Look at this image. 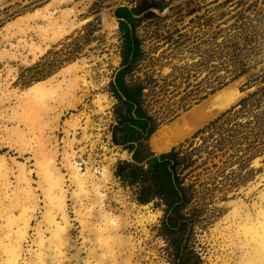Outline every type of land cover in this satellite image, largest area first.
<instances>
[{"label": "rangeland", "instance_id": "374dc122", "mask_svg": "<svg viewBox=\"0 0 264 264\" xmlns=\"http://www.w3.org/2000/svg\"><path fill=\"white\" fill-rule=\"evenodd\" d=\"M121 8L132 11L131 29L139 41L140 55L130 67L129 58L127 61L124 58V32L120 28L123 20L115 16V11ZM65 16L73 24L67 33L62 21ZM40 27L46 28L47 33L38 32ZM52 32L64 34L54 43L48 42L44 53L35 56L33 48L44 49L42 40ZM232 44L246 54L241 63L245 73L215 89L222 77L226 81L230 78L224 67L231 69V66L224 64L227 59L224 53L225 46ZM74 64L79 70L75 67L73 71ZM120 75L127 88L135 84L144 87L142 107L153 119L155 133L152 134L153 145L152 135L136 143L143 153L162 152L155 148L157 131L185 115L187 117L180 123L191 129L171 148L191 139L198 130L223 114H226L223 119L227 120V125L245 122L246 117L238 114L240 101L264 88V0H8L0 7V94L3 92L10 97L5 101L7 108L19 103L26 110L31 106L30 99L35 97H25L22 92L45 87L49 94L54 93L55 101L41 103L40 109L35 105V109L25 113L26 125L34 123V133L23 124L19 128L26 133V138H33V150L41 146L40 139L45 136L47 144L56 146V166L64 174V189L69 191L66 196L71 201L67 205L75 227L72 237L76 238L77 246H81L82 239L78 237L81 228L74 220L72 208L74 185L63 166L65 158L74 151L83 172L110 168L109 159L114 158L112 181L106 186L110 198L105 204L108 211L121 218L127 214L128 221L130 219L126 229L134 253L129 254L127 243L123 254L130 255L132 264H173L177 262V250L192 264H235L240 251L231 259L229 253L232 251L221 245H226L230 237L236 241L248 225L247 220H256L258 211H264V148L260 153H251L245 150V144L239 150L226 146L210 155L212 140L207 139L205 145L209 149L194 156L197 163L187 170L191 174L186 177L185 184L192 185L193 192L177 217L179 225L167 231L165 207L161 201L155 198L147 204L140 203L135 185L116 176L122 162H133L125 133L119 128L121 117L125 115L122 93L116 84ZM82 77L86 83L81 82ZM100 107H104V111L100 112ZM43 109L49 113H41ZM59 110L57 125L50 124ZM87 118L90 124L93 122L87 134L96 141L92 150L82 139ZM199 118L204 119L197 125L192 124ZM75 119L80 123L78 126ZM44 124L47 129L43 128ZM3 125L13 126L7 122ZM49 127L57 130L51 131ZM70 132L76 134L72 136ZM207 136L208 132L197 136L194 145L202 146ZM72 139L77 140L70 151L66 142ZM5 150L0 151V155L8 152ZM8 156L19 164L32 158L30 154L22 158L17 153ZM33 163V159L26 163L30 170L35 169ZM14 171L17 175L16 167ZM14 174L10 177L12 185L16 184ZM34 174L33 188L36 187L41 209L32 226L41 220V213L48 210L44 206L45 196L38 187L41 180ZM96 176L100 178L99 174ZM117 192L124 197L123 205L114 197ZM83 203L88 207L87 200ZM145 229L147 233L142 232ZM124 236L127 235L122 231V241Z\"/></svg>", "mask_w": 264, "mask_h": 264}, {"label": "bare ground", "instance_id": "6f19581e", "mask_svg": "<svg viewBox=\"0 0 264 264\" xmlns=\"http://www.w3.org/2000/svg\"><path fill=\"white\" fill-rule=\"evenodd\" d=\"M62 21L65 25L63 27V29L64 30L66 29V31H65L66 33L69 32V30L67 31V29H71L73 27V24L71 23L72 21L69 20L68 16H65L62 19ZM38 32L47 33V29L40 27ZM62 34H64V33H62ZM62 34L57 33V32H52L49 37L44 38V40H42L44 42L43 45L44 44L46 45V47L44 45V49L39 48V47H37V48L32 47L34 50V53L36 54V55L35 54L34 55L39 56V55L43 54L45 51V48H48L47 43L48 42L54 43L55 41H57L59 38L62 37ZM31 45H33V44H31ZM74 65H73L74 67L72 66L73 71H74V68L76 67V64H74ZM81 68L83 69V67H81ZM76 69H78V68L76 67ZM69 70L71 71V69H69ZM84 78L83 77L81 78V82L86 83ZM55 81L56 80H54V82ZM39 86H40V84H39ZM71 89H72V87H71ZM22 93H23V95H25V97L26 96L29 97V95H32L35 97V99L34 98L30 99L29 104L31 106L29 108L26 106L27 109L24 110V106L20 105L18 103V106L8 107V108H10L9 109L10 112H8L9 110L5 106V103H6L5 101L9 100L6 98L9 95L8 96L6 94L4 95L3 92L1 93L3 95L0 94V151L2 152L5 149L8 150V152L6 154L0 155V264H37V254H39V253L43 254L45 264H72L73 261H78L79 256H80V249L84 245L86 237L88 236V233L85 232V230H84L86 223L97 222V220L99 219V216H100V212L98 211V209L103 210V209H106V207H107L105 202L110 197H109V193H107L108 189L106 188V186H107V184H111V181H112L111 166L114 163V158L111 157L109 159L110 168H103L102 170H99V171H98V169L91 170V171L89 169H86V173L88 174L90 186L95 187L96 193H103L102 195H99V196L93 194L87 200L89 202V204L87 203L88 207H86V205H85L86 201L84 202L85 204L83 203L84 200L82 198H81V200L79 198L80 204L77 203L79 205V207H78V205H76V202L79 201L78 197L74 196L73 193H71L74 196L72 201L73 202L75 201L74 206L72 207L73 213L75 214L74 220L79 224V226L81 228L79 230V233H78L79 234L78 237H80L82 239L81 243H79V245H81V246H77L76 238L73 239V237H72V232L75 230V227H74V224H72L73 220L69 216V209H68V205H67V202L70 199L69 200L67 199L68 197L66 196V193L69 191L64 189V187H65V185H64L65 179L63 176L64 174L62 175L59 167L57 168V166H56V160H57V154H58L56 146L51 147L50 142H49V144H47L46 136L44 137L46 139H44L40 136L42 139V140L40 139L41 146L39 148H37V149L35 148V150H33L34 149L33 148V144H34L33 138L32 137H31V139H29L28 137L26 138V136H27V135H25L26 133L24 134L23 133L24 131L19 128V126L21 124H23V126L25 125L26 127L31 128V131L33 130V133H34V131L36 130V128L34 127V123H32V121L31 122L29 121L30 123H28L26 125V122L28 121V119L26 118L25 113L29 112L30 109H35V107H36L35 105H37L39 108V106H41V103L44 104L46 102L45 104H47V102L50 100L55 101V98L53 97L54 93H53V95L51 93L49 94L47 92V90L45 89V87H42L39 90H37V89H35V87H33V88L28 89L27 92H25V93L22 92ZM14 94L15 93H13V97L16 98L14 96ZM20 94L18 93V95H20ZM23 95H21V98H23ZM8 98H10V97H8ZM58 100H60V99H58ZM58 100H56V103H58ZM59 102H61V101H59ZM32 104H34V105H32ZM72 104L73 103H71V105ZM52 105H53V102H52ZM52 105L50 107L51 111L53 110L52 107L54 106V105L53 106ZM4 107H6V108H4ZM46 108H47V106H46ZM56 109H57V107H56ZM20 111H22V113ZM39 111L40 110H38V112ZM99 111L100 112L104 111V107H100ZM45 112L43 109V112H41V113H45ZM48 113L49 112L47 111V114ZM50 113H52V112H50ZM60 114H61L60 110L58 111V113L54 114L56 116L55 117L56 119H54V122H51L50 124L55 123L57 125V120H59L58 118H60ZM41 115L42 114H40L39 116H41ZM46 116L48 117V115H46ZM186 117L187 116L185 115L182 118L176 119L169 126H163L164 128L157 131L156 143H155L156 149H159L161 151L167 150V149L171 148L174 144H176L179 140H181L188 133V131L191 129L189 127V125H184V124L181 125V123H180V121L184 120ZM37 118H39V117H37ZM31 119L29 117V120H31ZM203 119L204 118H201V119L199 118L195 121V123H192V124L197 125ZM42 120H44V119H42ZM50 120H52V119H50ZM85 120H86V122H85L86 126L84 125L85 128H83L84 138H82V139H84L85 143H89V146L92 150L96 144V141H92V137H91L90 133H89V135L87 134V131H88L87 129H89L90 125L93 122L91 121L92 123L90 124V121L88 120V118ZM4 122L13 124V126L12 127L10 126V128H8L7 126L3 125ZM37 122H38V120H37ZM44 122L46 123V121H44ZM75 122H76L75 123L76 126H78L80 124V123L77 124L79 121H77L76 119H75ZM39 123H40V121H39ZM66 123H68V122H66ZM40 124H38V126ZM65 125L69 126V123L65 124ZM70 125H71V123H70ZM73 125H74V123L72 124V126ZM53 126H55V125H53ZM46 127H47V124H46ZM46 127L44 124L43 128H46ZM43 128L41 130H44ZM49 128H48V131L51 129V128L50 129ZM73 128H74V126H73ZM53 129L57 130L56 128H53ZM53 129H51V131H53ZM71 129H72V127H71ZM3 130H4V133H6L4 135H3ZM63 131H65V130H63ZM29 132H30V130H29ZM36 132H38V131H36ZM42 133L43 132H41L40 134H42ZM28 134L32 135V133H28ZM71 134H72V136H74L76 133L75 134L71 133ZM36 135H39V134H36ZM53 137H55V136H53ZM52 138H50V139H52ZM76 140H74V139H72L70 141L67 140L66 145L68 146L70 151H72L74 148V145H76ZM65 150H64V152H65ZM83 151H84V149L82 148L81 152H83ZM74 152H76V151H74ZM74 152H72L71 154L67 153V154H69V156L68 157L66 156L67 157V158H65L66 163L65 162L63 163L64 169L65 168L67 169V170L66 169L65 170L68 171V176L70 175L69 179L71 181V184H73V185H75L74 176L77 174L78 171H83V169L80 168L81 165L77 164V162H76L77 156H75L76 153H74ZM11 153L12 154L17 153L20 158H22L24 155L26 156V154H30V156L32 155V158H30V159H33V162H34L33 166L35 169L30 170V168L27 167L26 163H29V161H30L29 158L25 159L26 163H24V164L23 163L19 164L20 162L15 163V159L10 158L11 156L10 157L8 156L9 158H7L6 156L11 154ZM61 155L63 156V152L61 153ZM62 159H63V157H62ZM14 167H16L17 175L14 174V172H15ZM33 173H35L36 176L39 177L41 180V182H39L38 187L42 190L41 194H43L45 196L44 197V202L46 203L44 205L45 209L46 208L48 209L45 213H43V214L41 213V220H39L35 224V226H32V223H33V221H37L35 218V215L37 214V211H40L41 207L39 205L40 201H39V195H38V193H36L37 192V190L35 189L36 187L33 188V179H32ZM13 174L15 175L14 179L16 180L15 185H12V182L10 180V177L13 176ZM97 174L100 175V178L98 176H96ZM44 186H47V187L45 189H43ZM118 193L119 192H117L116 193L117 195L115 194L114 197L117 198L118 201L123 205L124 204V197L122 195H120V193L119 194ZM112 199H114V198H112ZM84 205H85V207H84ZM255 218H257V219L256 220L254 219V221L251 220V218L250 219L248 218L249 220H247L248 222L246 223V225L247 224L248 225L246 227H244L242 233L240 231L241 235H240V233H239L240 236H238L236 234V236H238V238H236L238 241L237 240L233 241V239L230 237L231 240L230 239H229V241L227 240L228 243H226V245H224V243L222 242L223 245H221V247L227 248L226 250L232 251L229 253L231 259H234V257H235L234 253H237V251H240V254H242L243 252H247V253L251 254V257L254 261V264H264V211H262V210L258 211V216H256ZM122 220H123L122 231L124 233H126V235H127V236H124L123 242L126 245H128L127 243H129V254L132 255L134 253V246H133V242L131 244L130 239H128L130 236H128L129 235L128 230L126 229L127 227H129L128 225H129L130 219L128 221L127 214H125V216H122ZM139 221H141V220H139ZM135 224H137V222ZM138 224H140V222ZM131 227H132V225H131ZM142 229H144V227ZM145 230H142V232L144 231L147 233V230L146 231ZM30 231H33L32 235H30ZM236 236H234V237H236ZM33 246H36L35 250L32 249ZM55 247H59L60 252L63 253V255L56 253L54 251ZM125 250H127V249L125 248ZM240 256L237 257L236 261H238ZM236 261H235V264H237Z\"/></svg>", "mask_w": 264, "mask_h": 264}, {"label": "trees", "instance_id": "16d2710c", "mask_svg": "<svg viewBox=\"0 0 264 264\" xmlns=\"http://www.w3.org/2000/svg\"><path fill=\"white\" fill-rule=\"evenodd\" d=\"M115 16L123 20L120 21V28L124 32V58L126 61L129 58L130 67L140 55L139 41L131 29L132 11L121 8L115 11ZM225 48L227 51L224 54L227 55V59L224 64L231 66V69L228 67L224 69L230 78L226 81V78L222 77L214 86L215 89L227 85L245 73L241 64L243 57H246V54L242 53L243 50L235 44ZM116 84L122 93L125 110L119 128L125 133V143L128 144L127 149L132 153L133 161L132 163L122 162L118 166L116 176L130 185H135L140 203L147 204L155 198L161 201L165 207L167 231H173V228L179 225L177 217L193 192L192 185L185 184L186 177L191 174L187 170L196 165L197 160L193 158L194 156L202 150L209 149L205 145L207 139L212 140V149L208 151L210 155L214 151H221L226 146L239 150L243 148L242 144H245V150L251 153L252 151L260 153L264 148V88L240 101L238 114L246 117L245 122L227 125V120L223 119L226 114H223L198 130L191 139H186L170 150H163L160 153H143L136 143L155 133L153 119L144 112L142 107L144 87L135 84L127 88L121 75L117 77ZM206 132L208 136L203 138L202 146H195L194 139ZM153 143L152 135V145ZM176 256L177 262L173 264H192L180 250H177Z\"/></svg>", "mask_w": 264, "mask_h": 264}, {"label": "clouds", "instance_id": "9594fccd", "mask_svg": "<svg viewBox=\"0 0 264 264\" xmlns=\"http://www.w3.org/2000/svg\"><path fill=\"white\" fill-rule=\"evenodd\" d=\"M74 180L73 195L78 198L88 200L93 194H103L96 193L95 187L90 186L86 172L78 171ZM98 211L100 216L97 222L85 225L84 230L88 236L80 249L78 261H73L72 264H132L131 257L123 254L126 244L121 239L122 218L107 209ZM54 251L63 255L59 247H55ZM37 264H45L42 253L37 254ZM237 264H254V261L250 253L243 252Z\"/></svg>", "mask_w": 264, "mask_h": 264}, {"label": "water", "instance_id": "95a60500", "mask_svg": "<svg viewBox=\"0 0 264 264\" xmlns=\"http://www.w3.org/2000/svg\"><path fill=\"white\" fill-rule=\"evenodd\" d=\"M8 0H0V6L3 5L5 2H7Z\"/></svg>", "mask_w": 264, "mask_h": 264}]
</instances>
